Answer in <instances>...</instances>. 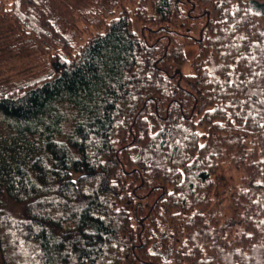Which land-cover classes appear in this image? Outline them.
<instances>
[{"label": "trees", "instance_id": "1", "mask_svg": "<svg viewBox=\"0 0 264 264\" xmlns=\"http://www.w3.org/2000/svg\"><path fill=\"white\" fill-rule=\"evenodd\" d=\"M0 21L44 64L0 84V264H264L252 0H0ZM219 138L244 171L228 216Z\"/></svg>", "mask_w": 264, "mask_h": 264}, {"label": "rangeland", "instance_id": "2", "mask_svg": "<svg viewBox=\"0 0 264 264\" xmlns=\"http://www.w3.org/2000/svg\"><path fill=\"white\" fill-rule=\"evenodd\" d=\"M254 10L264 13V4L252 0ZM87 37V36H86ZM12 25L0 21V84L20 78L33 76L44 68L42 57L33 50V47L19 44L14 41ZM189 55L194 50L189 49ZM189 70V67H186ZM1 138V134H0ZM212 152L221 159V168L215 179L213 191L212 213L229 215L228 197L235 187L242 185L244 171L241 167L240 149L231 140L217 139Z\"/></svg>", "mask_w": 264, "mask_h": 264}]
</instances>
